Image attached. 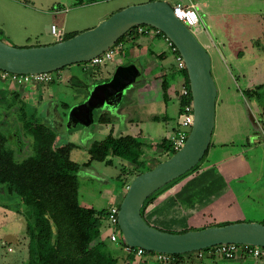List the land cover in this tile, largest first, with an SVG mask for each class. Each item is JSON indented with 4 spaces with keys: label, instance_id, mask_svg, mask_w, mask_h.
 <instances>
[{
    "label": "rangeland",
    "instance_id": "374dc122",
    "mask_svg": "<svg viewBox=\"0 0 264 264\" xmlns=\"http://www.w3.org/2000/svg\"><path fill=\"white\" fill-rule=\"evenodd\" d=\"M147 1L150 0H0V38L19 47L50 44L54 41L55 36L47 31L48 25H56L62 31V39H64L72 34L75 35L94 27L101 17L105 18L128 5ZM176 1L178 0H168L172 6ZM193 1L200 6V8L197 7L200 22L193 28V31L211 55L212 72L218 88L216 100L218 126L223 124L229 113L234 114L233 110L236 111V107L231 108L233 101L235 100L236 104L240 101L243 104V115L238 113V116L242 115L243 122L241 126L243 124L242 129L248 134L246 139L251 144L249 145L251 148L246 152L249 160L248 174L241 177H230L233 180H230V182L234 186L242 187V192H238V195H249L250 197L242 201L244 215L233 217L228 223L257 221L264 224V188L259 189L264 185V115L262 112L264 107V83H257V86L250 87L247 83L248 78L244 75L246 73L253 81L261 80L258 74L253 73L255 70L262 68L258 59L264 57V0ZM126 37L128 36L122 39V50L115 54L112 61L97 66H93L90 61L67 65L60 70L51 71L50 74L54 81L39 83L35 86L36 89L35 87L34 89L31 88L30 85H11L12 81L0 76V88L8 86V99L16 107L26 96V105L29 111L34 113L37 110H43V105L55 97L68 104L69 109L62 108V111L69 113L72 107L88 99L90 90L95 86L94 83L97 82L96 79L99 74L106 75L108 70L113 71L119 61L122 62V59H125L123 54L130 47ZM167 45V43L164 44L169 52L171 47L168 48ZM68 76L74 77L72 83L67 81ZM31 90H34V92L31 93ZM39 94H42L43 98ZM119 104L112 105L110 109L117 108ZM8 110L14 111L12 108ZM19 113V111H14L12 114H7V127L15 125L21 128L22 124L17 119ZM97 114L98 112H95V121L91 125L79 127L69 132L74 128H67L66 123V132L59 133L61 140L57 141L58 144L70 141L79 146L71 154L76 162L83 163L87 161L90 158L87 146L104 139L110 132L111 127L109 129L107 126L99 127L100 122ZM39 120L51 125L46 113H40ZM187 130L190 132L191 129ZM170 137L171 134L168 135V139ZM22 139L23 150L16 154V158L20 160L32 152L30 148L32 144L31 136L22 132ZM9 144L17 145L13 140ZM13 148L16 151L18 150L17 147ZM171 155L172 149L167 153H157L155 156L157 161L160 162ZM137 162L139 163L138 170L154 167L158 163L154 164L152 162L151 164V161H147V163L142 159H137ZM127 163L128 160L115 157L112 164H107L104 161H93L92 165L95 166L96 172L82 167L78 171L80 202L96 208H108L111 204L110 191L113 195H119L117 201L121 202L127 191V187L124 190L122 188L124 176H126L125 179H129L127 182L130 184L133 177H135L134 172L137 168V165L131 168ZM193 172H196V170ZM185 178L175 179L172 183L170 182L171 185L168 184L169 186L160 190L156 195L160 196L165 191H169L171 186L179 185ZM196 183L192 182L181 188V192L176 195H194L195 193L199 195L198 200L203 202L210 194L205 191L204 186H202V189L198 188L194 191L198 187L195 186ZM108 190L110 191L108 192ZM5 195L9 194L0 189L1 201H7ZM13 195L16 196L7 201L16 202L11 206V209L0 205V264H23L29 254L27 249L28 236H25V233L21 235L22 243H20V247L17 242L18 236L26 231L27 220L23 215L24 213L27 214L25 212L26 206L21 204L20 207L23 210L18 211L19 203L17 202L20 201V198L17 194ZM184 207L180 204L173 216L161 217L154 223L155 226L170 232H184L189 229L202 228L198 226L189 227L186 217L187 209ZM103 228L101 226V236L104 232L105 236H108L106 222ZM9 246L13 247L14 250L9 251ZM114 252L120 257L119 264H161L150 255L141 257L130 255L121 245L115 243ZM192 253L199 255V252ZM217 257V261H221L222 264V260L225 258L218 255ZM248 257L259 259L253 256ZM211 263V258L202 257L191 264Z\"/></svg>",
    "mask_w": 264,
    "mask_h": 264
},
{
    "label": "water",
    "instance_id": "95a60500",
    "mask_svg": "<svg viewBox=\"0 0 264 264\" xmlns=\"http://www.w3.org/2000/svg\"><path fill=\"white\" fill-rule=\"evenodd\" d=\"M139 25L162 31L182 55L192 92L194 121L182 147L131 180L120 203L121 240L131 246L171 255L209 250L228 243L264 247V224L261 222H231L170 232L150 224L142 213L145 201L153 193L200 165L208 154L216 126L218 88L211 55L193 29L175 15L167 0L128 5L101 19L92 28L66 39H54L46 45L19 47L0 38V69L17 74H36L90 61ZM50 28L48 25L47 31ZM139 73L135 63L118 66L109 82L94 87L85 102L72 107L70 119L75 113L84 112L86 119L79 116L75 124L91 125L95 109L114 104L108 94H117L120 100L124 89L133 84Z\"/></svg>",
    "mask_w": 264,
    "mask_h": 264
},
{
    "label": "crops",
    "instance_id": "0c3cea01",
    "mask_svg": "<svg viewBox=\"0 0 264 264\" xmlns=\"http://www.w3.org/2000/svg\"><path fill=\"white\" fill-rule=\"evenodd\" d=\"M180 1L188 2V0H178L176 3ZM194 3L200 8L197 2L194 1ZM137 31L139 34L137 38L134 37V34L126 37L130 47L123 54L125 57L123 62L135 63L138 66L140 71L137 76L138 79L126 93L122 106L123 114L119 119H113L112 123H99V127L107 126L108 129L111 127L110 132L116 136L131 135L139 139L142 143L140 159L156 164L158 162L155 156L157 153H167L168 150L172 149L171 145L166 148L162 142L168 141V135L171 134L172 136L177 131V120L181 107L180 89L188 81L185 71L177 69V53L165 35H160V32L150 26H141V29L137 28ZM154 37L165 39H155ZM165 43L168 44V48L171 47V52L165 48ZM258 62L262 68L255 70L253 74H258L261 78L260 81H253L249 75L244 73L248 78L247 83L250 87L264 83V57L258 59ZM111 72L108 70L107 74ZM34 87L31 86L33 89ZM234 101L231 108L236 107V111L233 110L235 115L232 112L229 113L223 124L219 126L216 118V126L208 154L196 172L190 173L179 185L172 186L169 191L160 194L147 205L144 217L150 224L155 226L154 223L161 217L173 216L180 204L187 209L186 217L190 228L228 222L233 217L244 215L242 201L250 196L238 195V192H242V187L234 186L230 182V177H241L248 174L249 160L246 152L251 148L249 146L251 144L246 139L248 134L242 129L243 124L241 126L243 104L240 101L236 104ZM217 107L216 105V115ZM238 113L242 115L238 116ZM168 143H171V139ZM127 165L132 168L135 163L128 161ZM86 168L89 171H97L93 165ZM125 178L126 176L123 179V190L128 185L127 181L129 180ZM192 182H197L195 186H198L196 189L194 186V191L198 188L202 189L204 186L205 191L209 192V197L203 202L198 200L199 195L193 191L191 192L194 195H176L181 192V188ZM214 188L215 190H213ZM262 188L264 185L259 189ZM109 194L111 195L110 203L117 201L119 195H113L112 191ZM194 202L195 204H193ZM195 254L186 253L180 258V261L183 262L182 264H191L197 260ZM150 256L154 257V255ZM205 257L211 258V264H221L215 255L208 254ZM222 262V264H264V259L239 256L233 259H223ZM164 264H177V262Z\"/></svg>",
    "mask_w": 264,
    "mask_h": 264
},
{
    "label": "trees",
    "instance_id": "16d2710c",
    "mask_svg": "<svg viewBox=\"0 0 264 264\" xmlns=\"http://www.w3.org/2000/svg\"><path fill=\"white\" fill-rule=\"evenodd\" d=\"M137 28L133 27L118 42L131 34L137 38ZM160 35L165 34L160 31ZM185 74L189 83L187 71ZM262 112L264 115V107ZM100 121L110 122V118L101 116ZM31 130L34 132L36 155L23 163H15L6 155L4 137L0 133V183H6L10 192L19 194L27 208L30 241L26 264H119L120 257L114 254V243L101 237V216L108 208L88 207L80 202L78 171L82 164L71 159L69 154L75 145L53 149L54 135L48 133L47 128L38 126L31 127ZM141 144L131 135L114 136L110 133L90 146L91 159L84 164L93 160L111 164V157L118 156L137 165L134 172L136 176L152 168L138 170ZM175 152L172 149V154ZM198 167L199 164L179 178H185ZM167 186L145 201L143 215L147 205L157 198L156 194ZM227 223H211L207 226ZM183 255L173 254L176 259Z\"/></svg>",
    "mask_w": 264,
    "mask_h": 264
},
{
    "label": "flooded vegetation",
    "instance_id": "af4514ba",
    "mask_svg": "<svg viewBox=\"0 0 264 264\" xmlns=\"http://www.w3.org/2000/svg\"><path fill=\"white\" fill-rule=\"evenodd\" d=\"M142 26H148V25H142ZM122 53V52H121ZM124 60L122 59V62H119L115 67L117 69L118 66L120 65H128L130 64L131 62H123ZM97 66V65H96ZM66 67V66H65ZM63 67V68H65ZM116 69H114L110 74H99L98 75V78L96 79L97 82L94 83L95 86H93V88L90 90V94L92 92V90L94 89V87H96L97 85L99 84H103V83H107L111 80L113 74L115 73ZM138 76V75H137ZM138 77L135 78L134 82L135 83L137 81ZM49 81H54L53 80V77L51 80ZM67 81L69 83H72L74 81V77L73 76H68L67 77ZM43 83V82H41ZM39 84V83H38ZM38 84H35V85H31V86H36ZM11 85H17V84H14L13 82L11 83ZM10 85V86H11ZM27 86V85H25ZM132 85L126 87L123 91V95L121 97V99L119 100L117 97V94H113V95H110L108 94V98L111 100V102H114V104L112 103L111 105H103L101 108L99 109H95L94 110V121H95V112L98 116V121L100 123H112L114 120L113 119H119V117L121 116L122 113V106L124 104V102L122 103V101H124L125 99V96H126V93L128 91V89L131 87ZM8 87V86H7ZM0 88V133L1 135L4 137V151L6 152V155H8V157L15 163H23L24 161H26L27 159L33 157L36 155V148H35V137H34V132L31 130V127H40L42 126L43 128H47V132L48 133H51L52 135H54V138H53V142H52V148L53 149H56L58 147H63L65 145H68V144H74L75 146L70 150L69 154H70V158H72V152L77 148L79 147L78 145H76L75 142H64V143H61V144H58L57 141L61 140L60 138V135L59 133H63V132H66V126L67 128H74L73 130H70L69 132H72L74 131L75 129L79 128V127H83L85 125L83 124H80V123H77L75 124V120L79 118V116H83L85 119H86V116L84 115V112H78V113H75L74 116L70 119V111L71 109L69 110V113L67 111L63 112L62 108H65V109H69V106L66 102L64 101H61L59 99H56L55 97H53L52 99L49 100L48 103H45L43 105V110H37L36 112H30L27 105H26V96L23 97V101H21V103L16 107L15 104H13L12 102H10V100L8 99V88ZM36 88V87H35ZM34 92V90H31V93ZM89 94V96H90ZM39 96H42V94H39ZM85 102V101H84ZM117 102V103H116ZM83 103V102H82ZM120 103V104H119ZM81 104V103H80ZM117 104L118 107L115 108V109H110V107L113 105V106H116ZM15 105V106H13ZM79 105V104H78ZM12 108L14 111L16 112H20L19 113V116H18V121L22 124L21 128H18L17 126L13 125L11 127H7V124H6V118H7V114H12L13 112L8 110ZM19 108V109H18ZM37 108V107H35ZM18 109V110H17ZM40 113L41 114H44L46 113V116H48V120L51 122V125L46 123V122H42L39 120V117H40ZM68 113V114H67ZM180 113H181V107H180V111H179V114H178V120H177V123L179 122V119H180ZM67 115H68V118H67ZM108 117L110 118V122H102L100 121V117ZM67 121V122H66ZM67 123V125H65ZM89 126V125H88ZM178 127V125H177ZM10 128V129H8ZM22 132L25 134H28L29 136H31L32 138V144H31V149H32V152L25 158H23L22 160L20 159H17L16 158V154L19 153L20 151H22V147H23V139H22ZM112 133V132H110ZM109 133V134H110ZM113 134V133H112ZM264 134V133H263ZM114 135V134H113ZM116 136V135H114ZM172 137V136H171ZM171 137L169 138V142H170V139ZM13 140L15 142V144L17 145H11L9 144V142ZM94 143V142H93ZM92 143V144H93ZM91 144V145H92ZM163 146H165L166 148H169V145H171V143H168L167 140H164L162 142ZM87 146V150L89 152V148L90 146ZM17 147L18 150L16 151L13 147ZM29 149V148H27ZM15 150V151H14ZM25 150V149H24ZM168 150V149H167ZM169 151V150H168ZM90 155V153H89ZM115 157H118V156H114V157H111L112 160L114 161V158ZM91 159V155H90V158L85 161V162H88L89 160ZM74 160V159H73ZM75 161V160H74ZM93 161H99V160H93ZM92 161V162H93ZM85 162L83 163H80L82 164L80 169L82 167H84L86 170H88L86 167H88L89 165H92V162L89 163V164H84ZM105 162V161H104ZM113 163V162H112ZM111 163V164H112ZM108 164V163H107ZM136 166V164L134 165ZM79 169V170H80ZM0 189L2 190L3 189V192L6 193V194H9V195H5L4 197L6 198L7 201H10L11 198H14L16 195H13V194H17L16 192H10L7 188V185L6 183H0ZM17 196L20 198V201L17 202L19 203V210L18 211H21L23 210V208L20 207L21 204L25 205L21 196L19 194H17ZM7 201H1L0 200V205H4L6 208H9L11 209V206H13L14 204H16V202L14 203H11V202H7ZM26 206V205H25ZM25 212H27V208L25 210ZM107 213V212H106ZM106 213L104 215L101 216L102 218V228L104 227V223H105V218H106ZM23 215H25V218H26V214L24 213ZM27 220V219H26ZM104 229V228H103ZM101 230V229H100ZM102 232V230H101ZM23 233H25L24 235L25 236H28V243H27V249L29 251V234H28V231H27V226H26V231L25 232H22L19 236H18V239H17V242H18V245L20 247V243H22V239H21V235H23ZM103 234V233H102ZM103 239H106L109 241L108 237L105 236V232L103 234V236H101ZM5 243V242H4ZM3 243V244H4ZM13 247L9 246V251H12L14 250V248L12 249ZM21 249V248H20ZM206 255H208V253H204ZM198 255V256H201V257H198L196 256L197 260H199L200 258L202 257H205V255ZM132 255V254H130ZM29 258V254L27 256V260ZM136 258V257H135ZM25 259V258H24ZM27 260L25 259V262L23 264H26L27 263ZM177 260V264H182L183 262L180 261V259H176L174 256L172 257L171 259V262L175 261L176 262ZM179 261V262H178ZM196 261V260H194ZM160 263L164 264V263H169V262H165V261H159ZM12 264V263H11Z\"/></svg>",
    "mask_w": 264,
    "mask_h": 264
},
{
    "label": "built area",
    "instance_id": "2783aa9c",
    "mask_svg": "<svg viewBox=\"0 0 264 264\" xmlns=\"http://www.w3.org/2000/svg\"><path fill=\"white\" fill-rule=\"evenodd\" d=\"M197 4L194 3L193 0H188V2L180 1L173 5L175 15L181 19L185 24H187L190 28H194L200 22L199 14L197 10ZM142 26V25H141ZM141 26H138L141 29ZM157 32L160 30L156 28H152ZM50 32L55 36V39L61 40L63 33L58 29V27L54 24L51 25ZM169 41V44L172 46L173 50L176 54V66L178 70L187 71L185 61L182 55L179 53L176 46L173 42L166 37ZM115 45V46H114ZM113 46L102 52L100 55L94 57L90 60V63L93 66L101 65L108 61H112L115 54L122 50L123 43L122 41L116 42ZM0 76L4 79H9L14 84L17 85H35L41 82L49 81L52 79L50 72H42L36 74H17L9 71L0 69ZM180 98H181V113L180 119L178 122L177 131L171 137V146L172 149L178 150L182 147L189 135V131L187 129H191L194 121V106L192 99V92L190 88V84L187 83L182 86L180 89ZM129 185L126 187L128 188ZM120 203L118 201H113L106 213V228L108 230V239L110 242L121 245L123 249L128 254H133L136 257H141L144 255H154V257L159 261L171 262L173 255L165 254V253H156L152 251H148L142 247L131 246L124 243L121 240L120 233V225H119V211H120ZM199 255H203L204 252H207L209 255L220 256L225 259H233L236 257H248L253 256L255 258L264 259V247L255 246V245H240L236 243H228V244H220L217 245L207 251H197Z\"/></svg>",
    "mask_w": 264,
    "mask_h": 264
}]
</instances>
